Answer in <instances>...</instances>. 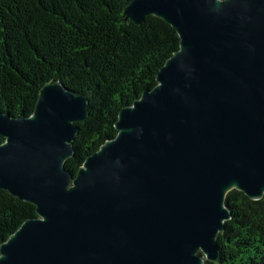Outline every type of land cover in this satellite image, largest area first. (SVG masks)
Masks as SVG:
<instances>
[{
    "label": "water",
    "instance_id": "1",
    "mask_svg": "<svg viewBox=\"0 0 264 264\" xmlns=\"http://www.w3.org/2000/svg\"><path fill=\"white\" fill-rule=\"evenodd\" d=\"M171 26L178 50L122 107L116 135L73 176L87 99L43 85L30 116L0 112V190L35 207L0 264L219 261L228 192L264 197V0H131L123 17Z\"/></svg>",
    "mask_w": 264,
    "mask_h": 264
},
{
    "label": "trees",
    "instance_id": "2",
    "mask_svg": "<svg viewBox=\"0 0 264 264\" xmlns=\"http://www.w3.org/2000/svg\"><path fill=\"white\" fill-rule=\"evenodd\" d=\"M130 1L0 0V112L30 116L50 82L85 96L87 118L76 123L64 164L73 176L115 137L120 109L156 85L159 68L178 50L179 38L163 20L124 19ZM224 205L230 218L216 238L219 261L203 264H264V197L253 201L232 190ZM34 217L32 204L0 190V244Z\"/></svg>",
    "mask_w": 264,
    "mask_h": 264
}]
</instances>
